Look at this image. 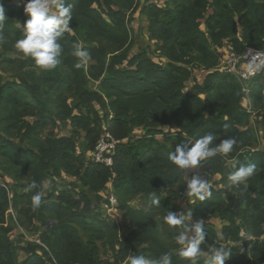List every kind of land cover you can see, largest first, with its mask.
Wrapping results in <instances>:
<instances>
[{
    "label": "trees",
    "instance_id": "16d2710c",
    "mask_svg": "<svg viewBox=\"0 0 264 264\" xmlns=\"http://www.w3.org/2000/svg\"><path fill=\"white\" fill-rule=\"evenodd\" d=\"M133 2L66 0L72 5V31L59 40L60 67L55 69L54 79L43 80L48 84L43 96L36 95L37 87L22 88L0 77V167L5 176L26 189L18 194L16 187H10L12 209L23 225H31L39 216H44L45 227L52 222L39 236L43 246L26 244L19 249L25 255L19 260L8 237V194L0 188V264H128V255L160 260L165 253L172 254V264H189L174 253L179 248L175 237L183 227H170L163 221L168 212L175 213L173 201L188 197L186 170L172 164L168 154L209 132L215 134L210 147L232 137L240 149L250 145V136L237 130L250 114L242 87L234 77L215 69L226 45L237 54L247 47L264 48V0H165L163 6H143L140 13L149 21L157 59L147 51L128 58V48L122 49L128 33L120 20L122 13L111 9V3L122 7ZM25 3L7 5L9 14L22 25L29 19L23 10ZM103 5L112 24L99 10ZM0 29L13 40L22 35L6 22ZM78 47L89 52V62L94 63L86 71L84 65L75 67L79 61L73 52ZM11 62L5 58V63ZM196 69L206 72L203 83L184 92ZM85 74L99 81L98 91L84 88ZM32 83L38 84L37 80ZM63 92L75 98L77 115H72ZM247 95L264 126V71L249 82ZM53 118L69 121L74 138L83 135L82 155L76 153L71 137L47 143L39 139V132L53 124ZM166 126L176 128L177 134L165 135L160 129ZM139 128L144 133L134 137ZM105 133L117 143L111 167L85 158ZM159 135L161 140L156 138ZM16 137L27 141L30 148L18 146L13 141ZM236 152L231 151V157ZM221 159L217 154L197 167L213 166V173L224 177L225 188L199 200L193 210L205 236L200 248L205 254L211 247L229 248L225 264H264V241L258 243L264 237V154L248 162L237 160V167L254 164L256 170L235 186H230L227 177L237 161L224 166ZM61 170L77 178L81 187L78 199L72 191L62 190L56 195L57 202L34 208L32 197L42 190L45 173L55 175ZM23 178L27 184L20 183ZM33 181L37 187L28 191ZM109 188L117 199V212L123 213L131 227L122 234L115 219L102 215L99 208ZM153 198H159L160 204L153 205ZM134 199L141 205L139 209L128 205ZM216 218L222 222L219 233L211 222ZM197 264H206L205 255Z\"/></svg>",
    "mask_w": 264,
    "mask_h": 264
},
{
    "label": "rangeland",
    "instance_id": "374dc122",
    "mask_svg": "<svg viewBox=\"0 0 264 264\" xmlns=\"http://www.w3.org/2000/svg\"><path fill=\"white\" fill-rule=\"evenodd\" d=\"M20 0H2L3 7L5 9V15L7 19L4 21L10 25V27L17 32H22L19 25L22 26L21 20L17 17H12L11 14H9V9L7 5L10 4H17ZM165 0H134V4L132 6H127L126 4H123L122 7L115 6L113 3H111V9L114 11H119L121 15V22L125 26V30L128 33V40L124 45L122 46V49L125 50L128 48L127 56L128 58H132L133 56L147 51L148 56L153 57L154 59H157L158 52L156 50L157 43L154 40H151L149 37V21L148 19L143 16L140 13V10L143 6H147L149 4H155L157 6H163ZM99 8V7H98ZM103 18L108 22V24H112V21L110 20L109 16L106 14L108 11L107 8L103 5L101 8H99ZM210 9L209 12L210 13ZM19 24V25H18ZM202 29H204V26H201ZM16 38V37H15ZM14 38V39H15ZM22 38L21 34H18V39ZM17 39V40H18ZM17 40H13V38L6 37L3 32L0 29V77L2 80L8 82V83H14L17 85H20L22 88L24 85L28 86L30 85V89H34V87H37L36 89V95L43 96L44 91L47 90V85L43 80L46 79V77L51 76L52 79L56 77L55 69L59 68V64L56 66L55 69L52 70H45L38 66H36L31 60V58L23 56L15 47V43ZM224 48V49H223ZM222 50L226 51L227 47H223ZM221 50V51H222ZM5 58L12 59L13 62L11 63H5ZM109 61V56L106 58V64ZM110 62V61H109ZM94 64L93 62H88L83 66L84 71H86L87 66ZM58 72V71H57ZM86 78V90H94L98 91L99 81H94L92 78H90V75L85 74ZM206 77V72L201 70H193L192 75L190 79L185 83L184 92L191 89L194 85H201ZM37 80L38 84L34 86L32 82H35ZM51 81V80H47ZM62 98L67 99V105L72 109V115H77L79 113V106L76 107L77 102L73 96L69 95L66 92L62 93ZM202 100H205V96H200ZM244 101L245 105H247L249 108V117L248 121L245 125L237 127V130L239 133L248 134L251 138L249 141L250 145L247 147L239 148L240 145L239 142L234 145L233 150L236 149V153L234 157H231V152L228 154H222L218 153L222 159L221 163L224 166H230L235 160H242L244 162H248L252 159H257L260 154H264V134H263V125L260 123V116L256 112H253L251 109L250 101L248 99V95H244ZM32 122V120L30 119ZM165 135H175L177 134L176 128H170L168 126L163 127L160 129ZM159 130V131H160ZM144 133V130L142 128H139L136 130L134 137H139ZM66 137V138H73L75 145H76V153L82 155V152L84 150L85 142L83 141V135L79 137H73V131L72 127L69 123V121L66 120V122H60L53 118V124L48 125L44 130L39 132V139L47 143L48 141L57 140L59 138ZM158 140L162 139V136L159 135L156 137ZM228 139V138H227ZM13 141L18 144L20 147L30 148L29 143L25 140H22L21 138H13ZM221 141V140H220ZM232 150V151H233ZM86 160L89 158V154L87 153L85 156ZM0 163L2 164V160L0 159ZM221 164V165H222ZM0 167V188L5 189L8 194V201L9 206L8 210L6 211V225L8 228H10V233L8 234L9 240L14 245V248H16V251L19 256V260H22L25 255L23 252H21L22 247H24L26 244L29 245H40L43 246L39 240V236L42 232L46 231L48 229V226L52 224V222H46L48 225L45 227L43 226V217L37 218L36 220L33 219L31 225L22 224L20 221L17 220V216L15 215L13 209H12V195H10V187H16V191L18 194H24L26 192V189L19 186L16 182L13 181L11 177L5 176V174L1 170ZM199 174L200 177L204 180H206L210 186V191L212 192H219L220 190L224 191L225 188L222 185V177L220 174L213 173V166H209L207 169H193V170H186V175L184 177V181L187 184L188 181L191 179L193 175ZM74 182L77 184V186H73L69 182ZM22 184H27V179H22ZM17 184V185H15ZM72 191V195L74 196V199H78L79 193L81 191V187L79 183L77 182L76 177H71L69 174H67L65 171L61 170L59 174H53V173H45V177L42 182V190L38 192L37 194L40 195L41 200L40 203L42 205L48 203V201H54L57 202L56 195L62 191ZM106 193V192H105ZM108 193V191H107ZM36 194V195H37ZM105 195V194H104ZM164 196L167 197V193H164ZM199 200L195 197H185V198H178L177 200L173 201V207L175 209V213L177 214H183L186 219L184 221L183 231L185 229H191L194 228L197 223H199V220L197 217L193 214V210L195 209V206ZM104 201H101L99 208L102 210V204ZM131 208L133 209H139L141 205L139 204L137 199L129 201V204ZM102 215H105L104 212H101ZM123 214V213H122ZM121 212H117L115 215H110L111 218L113 217L115 221L118 223V225L121 227V234L125 231L130 229V225L127 220L123 217ZM158 217H155L157 219ZM23 220V218H22ZM156 221V220H155ZM212 224L216 227L218 233L220 231L222 222L216 218L213 219ZM189 236L194 235L193 232L189 231L187 233ZM259 241H264V237L261 238ZM45 249V248H44ZM101 249V245H100ZM104 249H101V255H103ZM175 251L174 253H176ZM206 257V254H205ZM103 259H105L102 256ZM112 261V260H110Z\"/></svg>",
    "mask_w": 264,
    "mask_h": 264
},
{
    "label": "clouds",
    "instance_id": "9594fccd",
    "mask_svg": "<svg viewBox=\"0 0 264 264\" xmlns=\"http://www.w3.org/2000/svg\"><path fill=\"white\" fill-rule=\"evenodd\" d=\"M24 13L29 19L21 26L22 38L18 39L14 47L25 57L31 58L34 64L45 70L55 69L60 63L59 57L62 53V47L59 40L65 33H70L72 29L69 22L72 20V5L66 3V0H26L24 4ZM7 19L2 0H0V27ZM73 56L78 59L76 68L87 64L91 56L89 52L82 48H77ZM215 140L214 133H206L195 140L194 143L186 147H177L174 152L168 154V160L178 169L193 170L196 169L201 161H205L218 153L228 154L233 150L237 143L235 137L221 140L215 147H210ZM234 162L232 167L234 171L228 174L230 186L238 185L251 177L256 170L254 164L240 165ZM35 181L27 189L30 191L36 188ZM208 182L200 177L199 174L193 175L187 183L186 195L195 197L203 201L211 196ZM41 197L39 194L32 197L33 207L40 205ZM153 205H159L160 199L153 198ZM186 217L183 214L168 212L163 217V221L170 227L183 226ZM191 231L194 235L189 236ZM205 236L200 223L194 228L185 229L175 237V242L179 245L176 254L189 261V264H197L198 259L205 253L200 248ZM231 250L226 247H211L210 252L206 254V264H225L230 256ZM128 264H172V254L165 253L160 260H148L141 255H128Z\"/></svg>",
    "mask_w": 264,
    "mask_h": 264
},
{
    "label": "built area",
    "instance_id": "2783aa9c",
    "mask_svg": "<svg viewBox=\"0 0 264 264\" xmlns=\"http://www.w3.org/2000/svg\"><path fill=\"white\" fill-rule=\"evenodd\" d=\"M215 70L234 77L240 83L242 93L247 95L249 82L264 71V48L257 50L247 47L240 54L230 48L226 51L222 50ZM116 145L111 134L105 133L97 141L94 151L89 155V160L111 167ZM102 212L108 216L117 213V199L110 188L102 204Z\"/></svg>",
    "mask_w": 264,
    "mask_h": 264
},
{
    "label": "crops",
    "instance_id": "0c3cea01",
    "mask_svg": "<svg viewBox=\"0 0 264 264\" xmlns=\"http://www.w3.org/2000/svg\"><path fill=\"white\" fill-rule=\"evenodd\" d=\"M226 47H228L227 45H226ZM244 105H245V102H244ZM247 108H249L247 105H245Z\"/></svg>",
    "mask_w": 264,
    "mask_h": 264
}]
</instances>
